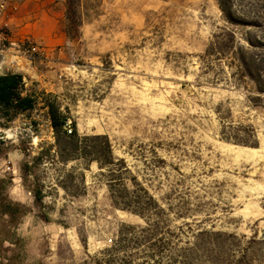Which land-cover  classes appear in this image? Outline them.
<instances>
[{"label":"rangeland","instance_id":"1","mask_svg":"<svg viewBox=\"0 0 264 264\" xmlns=\"http://www.w3.org/2000/svg\"><path fill=\"white\" fill-rule=\"evenodd\" d=\"M94 3L69 39L65 0H0V75H21L34 99L0 112V199L19 205L14 218L0 215V264H102L120 223H143L112 205L105 169L57 161L52 102L64 131L108 137L124 183L144 187L172 228L231 234L216 257L264 264V110L224 66L204 68L224 25L216 0ZM222 121L250 126L258 145L222 139Z\"/></svg>","mask_w":264,"mask_h":264},{"label":"trees","instance_id":"2","mask_svg":"<svg viewBox=\"0 0 264 264\" xmlns=\"http://www.w3.org/2000/svg\"><path fill=\"white\" fill-rule=\"evenodd\" d=\"M95 1L65 0L63 31L69 39L79 36L80 27L92 17ZM216 2L224 25L213 34L201 56L204 68L217 67L219 72H224V66L229 79L250 91L249 101L264 110V0ZM21 87V75H0V112L3 115L33 107L34 99L23 96ZM47 107L55 134L57 161L63 164L82 161L86 166L96 163L99 169H105L112 205L143 222L120 223L111 246L102 252V264H227L225 259L216 257L214 251L216 245L229 238L236 239L235 236L204 229L193 232L188 223L184 225L186 230L183 226L172 228L165 209L144 187L134 179H131V188L124 183L128 169L123 159L114 157L106 135L79 136L73 130L67 135L63 130L67 119L58 105L52 102ZM222 139L245 147L258 145L250 126L233 127L223 123ZM79 176L83 179L82 174ZM7 182H11L10 179ZM5 184V180H0V189ZM62 188L69 191L66 185ZM33 196L36 202L41 201L40 193L34 192ZM18 211V204L0 199V215L14 218ZM246 259L247 254L242 253L234 263L244 264Z\"/></svg>","mask_w":264,"mask_h":264},{"label":"bare ground","instance_id":"3","mask_svg":"<svg viewBox=\"0 0 264 264\" xmlns=\"http://www.w3.org/2000/svg\"><path fill=\"white\" fill-rule=\"evenodd\" d=\"M19 69H21V70H25L26 69L27 71H29V69H27L25 65L19 66Z\"/></svg>","mask_w":264,"mask_h":264},{"label":"built area","instance_id":"4","mask_svg":"<svg viewBox=\"0 0 264 264\" xmlns=\"http://www.w3.org/2000/svg\"><path fill=\"white\" fill-rule=\"evenodd\" d=\"M65 132L67 133V135L71 134L72 130L71 129H65Z\"/></svg>","mask_w":264,"mask_h":264}]
</instances>
